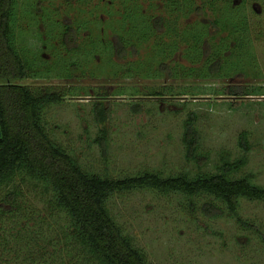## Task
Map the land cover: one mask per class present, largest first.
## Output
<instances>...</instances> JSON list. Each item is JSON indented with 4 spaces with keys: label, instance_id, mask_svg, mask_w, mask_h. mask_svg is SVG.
Here are the masks:
<instances>
[{
    "label": "rangeland",
    "instance_id": "rangeland-1",
    "mask_svg": "<svg viewBox=\"0 0 264 264\" xmlns=\"http://www.w3.org/2000/svg\"><path fill=\"white\" fill-rule=\"evenodd\" d=\"M13 13V44L29 72L20 84L63 97L45 109L47 128L86 170L110 178L216 173L222 155H246L236 177L264 187V0H14ZM68 26L76 30V49L65 44ZM163 62L174 76L160 68ZM99 103L109 109L104 125L94 111ZM192 118L210 158L202 169L184 157V124ZM103 127L106 156L96 143ZM242 132L250 137L247 154ZM17 183L23 214L36 220L40 213L49 223L43 183ZM195 202L199 209L191 213L181 195L137 190L112 197L108 208L148 264H264L256 231L227 213L204 216L206 203L222 205L213 197ZM238 215L264 235V201L241 199ZM34 223L32 237L40 230ZM26 234L22 244L9 240L8 250L0 248V264H32L35 248L42 258L44 242L26 247Z\"/></svg>",
    "mask_w": 264,
    "mask_h": 264
},
{
    "label": "trees",
    "instance_id": "trees-1",
    "mask_svg": "<svg viewBox=\"0 0 264 264\" xmlns=\"http://www.w3.org/2000/svg\"><path fill=\"white\" fill-rule=\"evenodd\" d=\"M13 11L14 0H0L2 250H8L7 244L10 241L17 245L22 244L19 241L21 234L28 233L32 237L30 223L35 221V226H32L40 227V230L35 232L36 236L32 237L30 244L24 246H32L36 241V246H39L42 240L44 255L40 261L35 255L39 256L41 252L35 248L32 255H28L34 259L32 264H148L144 252L133 244L108 208L112 197L137 190L181 195L189 201L191 213L199 209L195 202L198 197H213L222 205L215 202L206 203L200 207L204 216L222 218L227 213L236 218L242 228L256 231L264 240V235L257 225L238 215L241 199L264 201V187L257 185L250 176L236 177L248 164L246 155L234 160L228 155H222L216 164V173L200 171L194 175L184 172L163 176L158 172L145 171L136 175L110 178L90 172L79 164L66 148L53 140L44 116L45 109L62 103L63 97L51 92L37 95L28 86L20 84L29 78V72L13 44ZM156 23V26L161 28L162 22L157 20ZM72 27H67L64 39L67 47L76 49L77 34ZM117 51L118 54L124 52L121 44H117ZM160 65L161 69L168 70L167 72L174 76L167 62ZM230 94L245 95L240 89H231ZM135 106L138 107L139 104ZM94 109L100 123L105 124L109 109L102 103L96 104ZM107 138L108 132L103 127L96 143L105 156ZM182 143L187 162L194 163L200 169L208 164L210 158L203 151L202 135L194 118L184 124ZM239 146L245 154L250 152V137L247 132H242L239 136ZM18 179L22 182L36 180L43 183L46 193L43 192L40 201L47 205L44 208L49 213V223L40 213L36 220L31 217L34 215L27 217V214H23L26 207L23 206L24 201L19 203L18 197L22 199V192L18 188ZM49 192H52V197L45 199L44 195ZM18 215L20 218L16 220ZM55 231L56 237H52L51 233Z\"/></svg>",
    "mask_w": 264,
    "mask_h": 264
},
{
    "label": "water",
    "instance_id": "water-1",
    "mask_svg": "<svg viewBox=\"0 0 264 264\" xmlns=\"http://www.w3.org/2000/svg\"><path fill=\"white\" fill-rule=\"evenodd\" d=\"M2 139V128H1V124H0V141Z\"/></svg>",
    "mask_w": 264,
    "mask_h": 264
}]
</instances>
